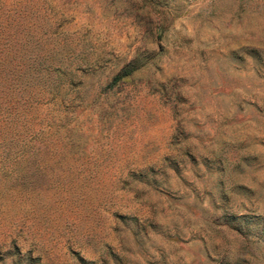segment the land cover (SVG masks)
I'll use <instances>...</instances> for the list:
<instances>
[{
  "label": "rangeland",
  "instance_id": "1",
  "mask_svg": "<svg viewBox=\"0 0 264 264\" xmlns=\"http://www.w3.org/2000/svg\"><path fill=\"white\" fill-rule=\"evenodd\" d=\"M0 74V264H264V0H0Z\"/></svg>",
  "mask_w": 264,
  "mask_h": 264
},
{
  "label": "trees",
  "instance_id": "2",
  "mask_svg": "<svg viewBox=\"0 0 264 264\" xmlns=\"http://www.w3.org/2000/svg\"><path fill=\"white\" fill-rule=\"evenodd\" d=\"M12 67L13 66H9L8 67V70H10V72L12 71ZM2 76H1V74H0V78H1ZM10 79V78H9ZM5 84V83H4ZM3 85V84H2ZM4 86H7V85H4ZM7 88V87H6ZM0 91H2L1 90V88H0ZM9 94L8 95H10L11 97H14L16 94H12V92H13V90L12 89H9L8 91H7Z\"/></svg>",
  "mask_w": 264,
  "mask_h": 264
}]
</instances>
